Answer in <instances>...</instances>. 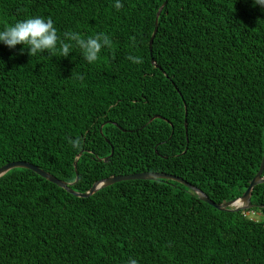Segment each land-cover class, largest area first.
Returning <instances> with one entry per match:
<instances>
[{"label":"trees","instance_id":"trees-1","mask_svg":"<svg viewBox=\"0 0 264 264\" xmlns=\"http://www.w3.org/2000/svg\"><path fill=\"white\" fill-rule=\"evenodd\" d=\"M114 3L0 0V31L51 17L58 35L113 41L92 65L78 48L30 57L0 43V168L28 163L77 193L163 173L215 204L239 197L264 157V10L253 0ZM250 203L217 211L166 180L78 198L13 169L0 178V264H264V184Z\"/></svg>","mask_w":264,"mask_h":264},{"label":"clouds","instance_id":"clouds-1","mask_svg":"<svg viewBox=\"0 0 264 264\" xmlns=\"http://www.w3.org/2000/svg\"><path fill=\"white\" fill-rule=\"evenodd\" d=\"M253 4L260 6L264 10V0H253ZM121 0H115L114 8L119 11L123 8ZM133 43H134V38ZM0 43H3L9 49L22 45L21 52L27 50L30 57L44 55L51 57L67 58L74 48H78L81 55L90 65L97 64L100 60V54L103 48L109 49L113 46V41L103 32L96 33L87 38L75 31H66L63 36L58 35L51 17H30L26 20L17 21L14 24L6 25L0 31ZM128 60L134 64H142L140 57L129 55ZM83 79V77H79ZM69 143L74 149L79 151L82 148V140L77 137L75 140L69 139ZM2 178V177H0ZM130 264H137L131 260Z\"/></svg>","mask_w":264,"mask_h":264},{"label":"water","instance_id":"water-1","mask_svg":"<svg viewBox=\"0 0 264 264\" xmlns=\"http://www.w3.org/2000/svg\"><path fill=\"white\" fill-rule=\"evenodd\" d=\"M164 6V4H163ZM163 6L159 9V11L157 12V16L160 13V11L162 10ZM156 29L155 28L150 42H149V50L151 49V44L153 41V38L155 36L156 33ZM152 63L154 64V62L152 61ZM160 118L159 116H154L152 119H158ZM186 128V126H185ZM112 154V153H111ZM80 156V154L77 156V158ZM13 169H26V170H30L33 173H35L36 175H38L39 177H41L42 179L46 180L47 182L54 184L55 186H57L58 188L63 189L64 191H66L68 194L73 195L75 197L78 198H86L89 197L91 195H93L94 193H96L98 190L105 188L107 186L113 185L115 183L121 182V181H133V180H166V181H173L176 183H179L181 185H183L184 187H186L187 189H189L191 192H193L197 198L203 202L208 204L209 206L213 207L214 209H216L217 211H230V212H238V211H244V210H250L252 209V205L250 203V198H251V194L253 189L261 184H264V157L262 160V163L260 165V168L257 172V174L255 175V177L252 179V181L249 183V185L247 186V188L242 192V194L234 199L228 200L224 203L221 204H215L214 202H212L200 189L190 185L189 183H187L186 181H184L183 179L176 177V176H172L169 174H163V173H137V174H131V175H125V176H111L107 179H102L98 182H96L90 189L88 192L86 193H77L74 192L71 189V185L72 184H67L65 182L59 181L58 179L54 178L52 175L44 172L43 170L39 169L36 166H33L31 164L28 163H24V162H11L8 163L4 166H2L0 168V177H2L3 175H5L7 172L13 170Z\"/></svg>","mask_w":264,"mask_h":264},{"label":"rangeland","instance_id":"rangeland-1","mask_svg":"<svg viewBox=\"0 0 264 264\" xmlns=\"http://www.w3.org/2000/svg\"><path fill=\"white\" fill-rule=\"evenodd\" d=\"M247 216H251L252 218H258V217H260V214H256V215H252V213H250V214H246Z\"/></svg>","mask_w":264,"mask_h":264}]
</instances>
